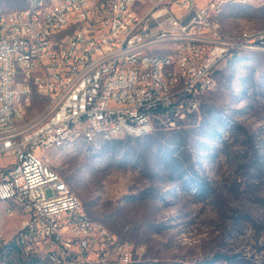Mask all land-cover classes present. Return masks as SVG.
Listing matches in <instances>:
<instances>
[{"label":"built area","instance_id":"1","mask_svg":"<svg viewBox=\"0 0 264 264\" xmlns=\"http://www.w3.org/2000/svg\"><path fill=\"white\" fill-rule=\"evenodd\" d=\"M230 1L242 0H104V7L97 0H40L39 7L0 15V202L18 200L24 219L16 239L28 248L25 257L51 264L143 263V245L90 218L73 199L45 161V144L54 149L59 137L77 133L90 141L105 125L122 138L137 137L139 126L152 132L156 119L175 126L199 111L223 59L264 49V34L217 27V7ZM136 49L143 58L120 63L124 51ZM15 58H22V70H15ZM32 58L42 60V69L32 67ZM155 63L173 80L187 77L186 88L173 94L155 76ZM41 70H48V82H41ZM26 77H37L46 93L40 116L47 123L30 130H23L33 103ZM19 95H27L26 106H17ZM110 101L124 102V109L110 108Z\"/></svg>","mask_w":264,"mask_h":264},{"label":"rangeland","instance_id":"2","mask_svg":"<svg viewBox=\"0 0 264 264\" xmlns=\"http://www.w3.org/2000/svg\"><path fill=\"white\" fill-rule=\"evenodd\" d=\"M27 5L0 0V15ZM220 17L228 34L264 29V2L227 5ZM234 54L219 63L200 110L175 126L161 118L142 137L45 151L90 218L145 247L141 264H203L217 255L232 261L211 264H264V52ZM23 219L0 202V249ZM20 260L0 252V264Z\"/></svg>","mask_w":264,"mask_h":264},{"label":"bare ground","instance_id":"3","mask_svg":"<svg viewBox=\"0 0 264 264\" xmlns=\"http://www.w3.org/2000/svg\"><path fill=\"white\" fill-rule=\"evenodd\" d=\"M258 3L257 0H242V1H230L228 5H253ZM40 0H28V5L24 9H31V7H39ZM227 5H222V7H217V27L223 29V22L220 17L221 10ZM97 7H104V0H97ZM82 33H89V26H82ZM33 34H40V27H33ZM239 35H259L264 34V29L260 30H251L245 29L238 33ZM53 47H60V40H53ZM248 51H262L264 49H242L240 53ZM143 58V49L129 50L124 51L120 56V63H129L131 59H141ZM32 67L35 69H42V60L40 58H32ZM23 60L22 58H15V70H22ZM155 76L159 80H162L165 87H173V94H180V90H184L187 86V77H180L177 80H173L169 70L163 69L162 63H155ZM41 82H48V70H41ZM26 88L27 95H29L30 100H33L32 107H27L26 115H24L23 121V130H30V127L33 126H42V123H47V116H40L42 111L45 110L46 104V93L40 91L38 86L37 77H26ZM27 95H19L17 97V106H26ZM35 105H40L39 115L37 117L31 118L29 116V111L33 109ZM110 108L114 109H124V102L122 101H110ZM149 126H139L136 129V136L142 137L149 134ZM122 137L117 135V128H114L113 125H105L100 129L99 133H96V136H93L90 141L102 139V140H111L114 138ZM84 139L87 140V134L77 133L73 136H61L59 137V143H56L54 147L57 146H72L76 141ZM52 148V144H45V151ZM69 194L72 195L73 199L80 200L79 197L72 192L68 185ZM5 203L13 204L19 208L18 200L13 198H6ZM11 211L10 209H8ZM18 236V233H17ZM16 236V238H17ZM20 245L19 241H17ZM22 252L25 256H28V248L24 245H20Z\"/></svg>","mask_w":264,"mask_h":264},{"label":"trees","instance_id":"4","mask_svg":"<svg viewBox=\"0 0 264 264\" xmlns=\"http://www.w3.org/2000/svg\"><path fill=\"white\" fill-rule=\"evenodd\" d=\"M234 55L236 56V54H234ZM116 139H118V138L111 139L112 141H110V142H114V141H116ZM4 251L6 252V255L14 254V253H17L18 255H20L23 258V261L20 260L21 262H23V264H51V263H49L47 261H43L39 257H34V256L33 257H25V255L23 254L22 249H21L20 245L18 244L16 238L14 240L4 244L1 247V249H0L1 254ZM236 259H238V257ZM219 260L232 261V258L227 257V256H223V255H217L210 262L203 263V264H211V263L219 261Z\"/></svg>","mask_w":264,"mask_h":264},{"label":"crops","instance_id":"5","mask_svg":"<svg viewBox=\"0 0 264 264\" xmlns=\"http://www.w3.org/2000/svg\"><path fill=\"white\" fill-rule=\"evenodd\" d=\"M4 203V202H3ZM7 204V203H6Z\"/></svg>","mask_w":264,"mask_h":264}]
</instances>
